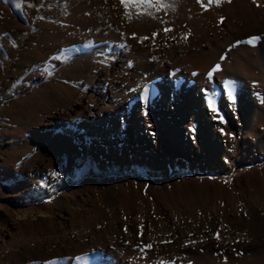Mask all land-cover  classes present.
Instances as JSON below:
<instances>
[{"label":"rangeland","instance_id":"1","mask_svg":"<svg viewBox=\"0 0 264 264\" xmlns=\"http://www.w3.org/2000/svg\"><path fill=\"white\" fill-rule=\"evenodd\" d=\"M259 10L0 0V264H264ZM180 139L195 149L175 157Z\"/></svg>","mask_w":264,"mask_h":264},{"label":"bare ground","instance_id":"2","mask_svg":"<svg viewBox=\"0 0 264 264\" xmlns=\"http://www.w3.org/2000/svg\"><path fill=\"white\" fill-rule=\"evenodd\" d=\"M246 24L247 25L245 27H248L249 26V28H252V33L259 31V28L260 27L264 28V10L258 12L257 13V16H247V18H246ZM217 29L218 28L216 27V30ZM220 29H222V28H220ZM214 30H215V28H214ZM230 30H231V28H230ZM245 31H246V28H243V30L240 31V32H238V33H234V34H229L228 33L229 35H227V36H224L223 35L224 36L223 39H221L219 33H217L215 35L216 36L215 38H212L211 40H207V47H202L201 49H199L200 51H199V53L197 55H202V59L203 60H201V61L197 60V61L198 62H203V63L205 61V64L206 63L209 64L210 58L212 57V55H214L215 53L218 54L220 52V50L223 47H225L224 45L227 44L229 40H231V38H235V37L239 38V37L242 36L243 32H245ZM206 34H207L208 37H211L213 35V33H212V35H210L209 30L206 31ZM194 62H195V60H194ZM177 113L178 112H172V109H169V108L166 109V110H164V114H166V116L169 117L168 121L170 123H168V125L171 124V127L169 128L168 134L170 133L171 136H173L175 138H180V133H181L180 123L184 120V115H182L181 118H180V120H179ZM138 121H139V119L136 120V123L139 124L140 122H138ZM147 125L149 126V123ZM160 127L161 126L159 124L158 125V129H160ZM137 138H139V136L138 135H135V139H137ZM143 139H145L146 141H151L152 140V137L146 136V137H143ZM177 141H178L177 142L178 144H177V152L175 153V157H176V155H180V154L185 155L184 152H186L188 149L191 150V152L195 149L192 145L188 144V141H186V140H182L181 141V139H180V140H177ZM163 146H164V144H163ZM196 148H197L198 151H200V148L199 147H196Z\"/></svg>","mask_w":264,"mask_h":264},{"label":"snow or ice","instance_id":"3","mask_svg":"<svg viewBox=\"0 0 264 264\" xmlns=\"http://www.w3.org/2000/svg\"><path fill=\"white\" fill-rule=\"evenodd\" d=\"M122 2L124 3H127L128 0H122ZM209 2H211V0H209ZM260 37H251L249 40L247 41H244V43H248V44H255L257 40H259ZM219 69V65H217L216 67H214L209 73H208V76L209 78L212 77L213 73L216 72L217 70ZM226 87L229 88V91L227 92V95H228V98L230 100H234V96H233V92L231 90V84L230 82H226ZM144 98L145 100L147 101L148 99V89L145 88L144 90ZM207 103H208V107L210 108L211 111L213 112H217V107H216V102L211 98L209 97L208 100H207ZM221 120H223V118L221 117ZM217 238H219V236H217ZM150 247V246H149ZM77 259H80V257H77ZM49 264H51V262H49Z\"/></svg>","mask_w":264,"mask_h":264}]
</instances>
